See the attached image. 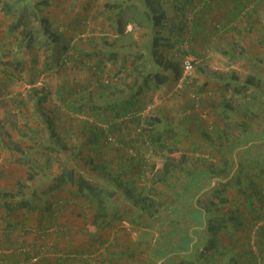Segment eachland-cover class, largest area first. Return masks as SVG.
<instances>
[{
	"label": "rangeland",
	"instance_id": "1",
	"mask_svg": "<svg viewBox=\"0 0 264 264\" xmlns=\"http://www.w3.org/2000/svg\"><path fill=\"white\" fill-rule=\"evenodd\" d=\"M236 1L244 0H162L174 24L168 35L167 25L147 28L140 0H0V255L29 251L25 264L50 257L63 264H226L228 256L218 254L226 245L239 259L250 247L264 264V239L257 238L264 219L254 221L252 210L264 214L254 195L258 187L264 193V165L252 160L264 161V147L240 155L264 125V0H246L253 7L226 22ZM195 3L209 17L195 42L211 51L215 67L188 52L183 30ZM212 27L222 28L210 34ZM154 42L180 70L181 60L191 59L190 75L155 84ZM248 74L256 89L243 88ZM68 85L75 90L69 96ZM136 85L134 112L115 117L119 94ZM242 119L252 132L247 145ZM95 131L102 134L93 141ZM235 141L241 148L229 149ZM225 160L228 167L239 160L246 178L254 176L252 187L241 185L251 201L233 180L218 183L211 174ZM92 162L105 163L108 174L92 170ZM164 163L171 169L159 182ZM80 176L96 196L76 194ZM220 196L226 202L213 199L212 222L221 228L203 234L205 214L194 208ZM49 203L54 224L44 228L37 220H46ZM238 210L242 226H222ZM208 239L217 244L209 248Z\"/></svg>",
	"mask_w": 264,
	"mask_h": 264
},
{
	"label": "trees",
	"instance_id": "2",
	"mask_svg": "<svg viewBox=\"0 0 264 264\" xmlns=\"http://www.w3.org/2000/svg\"><path fill=\"white\" fill-rule=\"evenodd\" d=\"M140 2L142 3V11L147 16L146 17V19L148 21L147 28L150 29V30H153L154 27H156V28H165L166 25H167L168 26L167 29L169 31L168 35H170V33L173 32V30H174V28H173L174 24H173V21H171V20H169V22L167 21V16H166V13H165L164 8H163L162 0H140ZM236 2H238V1H236ZM196 5H197V3H195L192 8H194ZM191 11H193V10L191 9ZM233 15L230 16V17H226V18H228V20L226 22H228V21L230 22V20H232V18H234ZM184 24H183V26H184ZM179 30L182 31L181 28H179ZM187 31H188L187 29L183 30V32H187ZM158 32L159 31L156 30V33H158ZM163 40H164V44L167 45L168 42H169L168 38L166 37ZM151 45L152 46L149 47L150 50H151L150 52L155 57L154 62L151 64V68L157 70L152 76L155 84H157V85L164 84L168 80H171L170 78H172L173 81L178 80L180 78V75H181V70H180V66L178 65V62L165 60L163 58V56H162V53L159 50H158V54H157L156 46H158V44L154 42ZM63 47H65V46H63ZM159 68H162L163 71L160 72ZM169 74H171V75H169ZM242 86H243L244 89H249V88H253V89L255 88L256 89L258 87V85L256 84V79H255V77L252 74H248L247 76H245V79L243 80ZM64 88H66V85H64ZM141 88L142 87H140V85H136V88H135L136 90L134 92L130 91L128 96H124L123 94L122 95L119 94L118 97L121 100H120L119 104H117L115 106V110H116L115 113H114L115 117H119L121 115H126V114L129 113V111L134 112V108L133 107L135 106L136 102L138 101V99L135 96H136V94H139L141 92V90H140ZM67 89H68L66 91V95L67 96L72 95L73 92L75 91L74 88L72 87V85H68ZM119 108H121L120 112H118ZM263 119H264V117H263ZM245 120L246 119H242L241 122H240V124L243 127L242 128L243 137L240 138V139H242L244 141L243 145H245L246 143H250V137H252V132L251 131H247V130H249L248 127H247V125H249V124ZM148 122H149L150 130H152L153 126H155V125H157L159 123V119L157 117L156 118H149ZM48 123H50V122L48 121ZM94 130H95V128H94ZM98 134H102V132L99 131V133H98V132L95 131L93 141H96V138H97ZM256 135L258 137V140L256 142H251L250 145L248 146L249 148H247V147L243 148L244 147L243 146L242 149H241L242 151L240 150L241 151L240 155H241V153L246 152L247 150L250 151V148H251V151H252L251 153L254 154V152H256L260 146L264 147V125H263L262 129L259 130V132ZM151 137H152V135H151ZM152 139H153V137H152ZM155 139H158V137L156 136ZM224 140H226V139H224ZM223 144H225V143H223ZM237 145L238 144L235 141L233 144L228 145V147L230 146L229 149H233V148H237L239 146V145L238 146ZM240 148L241 147L239 146L238 149H240ZM257 157L258 156L254 157V159H252V160L256 164L260 163L261 165L262 164L264 165V161L261 158H259L260 156L258 157V159H257ZM90 161H92V160H90ZM238 162H240V161L239 160L238 161H234L233 160V162L231 163V166L228 167L227 164H226V160H225V163H223V165H220L217 169H214V171L211 170V174L218 179V181H219L218 183H222L221 181L224 180V182L228 184L229 181H227V180H229V179L233 180L235 184H238V186H239L238 189L240 190V193L242 195H244V196H248L246 198L251 201V194L252 193H250V192L246 193L245 189L244 190L241 189V185H244L246 188L252 187V185H254V181H253L254 176H251V178L248 180L246 178L247 174L242 172L241 166H240V164H238ZM135 164L139 165V162H136V160L133 161L132 162V166L135 165ZM91 167H92V170L95 169V170H99L100 173L102 171V174H106V175L108 174V173H106V171L104 169L105 163H103V162H101V163H93L92 162L91 163ZM170 169H171V164L164 163L163 164V172L161 173L160 176H158V178L156 180L159 181V182L160 181L161 182L165 181L166 174L170 171ZM138 170L139 171L141 170L140 165H139V169ZM200 174H202V173H200ZM116 175H120V173H118ZM203 175H201V176H203ZM30 176L31 175H29L28 177H30ZM69 180H71V182L74 183V179L71 176L69 177ZM204 180H205L204 178L203 179L201 178V181H204ZM216 183H217V181H216ZM76 184H77L76 194L78 196H80V197L82 196V197H86L87 199H91V197L97 195L93 185L88 180L82 178L81 176L79 177V179L76 182ZM119 184H122V183L119 182ZM215 185L216 184H213L211 187L206 189V191L214 189ZM202 187L203 186H200L199 188L201 189ZM124 192L126 194L130 195V198H133V200L137 202L138 199H137V197H134L132 195V190H131V187H129V185L125 186ZM262 192H263V190L258 187V189L254 193L255 197L257 198V202L259 204H261V202L264 201V193H262ZM213 199H214V201H217V202L219 201L220 203L226 202V197H224V196H220L218 198L217 197H213L212 200H211V204L206 206L205 209L204 208L203 209L202 208L201 209L194 208L195 211H197L199 214H205L203 216V220H204L203 228H202L203 234L213 233L216 230H219L221 228V224L219 222H212V220H213V217H212L213 216V212L218 210V205H217V203H215L213 201ZM145 200L146 199H144V198H141V200H140V202H141V204H142V206L144 208L146 207L145 205H149V203H146ZM94 203H96V205H97V202L94 201ZM53 206L54 205L52 203H49V204L46 205L45 208L48 211V213L46 215L48 217L46 218L45 221L40 220L38 218L37 224L41 223L42 227H44V228L46 226L54 224V221H52V219H53L52 216L55 214V210H54L55 208H53ZM6 209H7V211L11 212L12 211V206L7 205ZM259 209L260 208L259 207L257 208L256 206L252 207L253 211H258L256 213V217H255L254 221L260 220V219L261 220L264 219V214H259L260 213ZM236 212H237V214H235L236 217L227 214L226 217H224L223 222H222V219H221L220 221L222 222V226H225V223L228 222V221L234 222L235 223L234 226H239V227H240V225L242 226L243 223L240 222L241 220L237 219V217L240 215V211L238 210ZM148 214L151 215V213H149V212H148ZM101 215L104 216L103 212L101 213ZM103 222L104 221L102 220L101 224ZM44 223H46V224H44ZM260 227L263 229L262 230L263 233L261 234V236H257V238L264 239V223ZM234 229H235V227H234ZM203 234H202V236H203ZM228 235L232 236V233H229ZM39 237H40V235H37L36 238H39ZM48 239H49V237H48ZM234 241H236V240H234ZM234 241H232L230 243L234 244ZM260 241L263 242L262 244H264V240H260ZM57 242L58 241H54L53 242L54 246H58ZM216 244L217 243L215 242L214 239H208V247L209 248H213ZM245 244H247V243H245ZM223 247H224L223 250H221V251L218 250V254L221 255L222 257H224V256L227 257L228 256L227 260L225 261L226 264H257V254L256 253L254 254L252 252V250L250 249V247H247L244 250V254H242L243 255L242 259L235 258L233 256V253L229 250L228 247H226V245H223ZM84 249H85V247H84ZM258 249L260 250L261 248L258 247ZM34 251H35V249H34ZM38 251L39 250H36L35 252L37 253ZM7 254L14 255V257L22 256L25 259L30 257L29 256V251H18V252H11V253H7ZM2 255H4V254H1L0 258H2ZM41 259H42V261L40 260V262L38 264H63V262H61V261H58V260L54 261L55 258H53V257H50V259L49 258H41ZM0 264H2V263H0Z\"/></svg>",
	"mask_w": 264,
	"mask_h": 264
},
{
	"label": "crops",
	"instance_id": "3",
	"mask_svg": "<svg viewBox=\"0 0 264 264\" xmlns=\"http://www.w3.org/2000/svg\"><path fill=\"white\" fill-rule=\"evenodd\" d=\"M249 3L250 2L247 3L246 0H244L242 2L238 1L237 3H235L236 5L233 3L232 4V8L234 9L235 14L233 15L234 18H232V19H236L239 16H242V14L245 13V10L248 8V5H249V7L252 6ZM196 6H198V7L196 9L194 8V10L191 13L192 15H190L192 20L190 22L191 24H190L189 28L187 29L188 30L187 34L188 33L189 34H188V36L186 37V40H185V41H188V44H190L187 47V48H189L188 52H189V54L194 55V58H196L199 63L201 62L202 65L215 67L216 65L210 60L211 58H209L210 57L209 53H211V51H209L208 49H204V50L200 49V44L197 46L196 44H198V43L195 42V41H197L198 34H202L203 31H204L203 30V28H204L203 25H204V22H205V18H209L207 16L206 11H204L205 14L203 15L204 4L196 5ZM192 7L188 9L189 12L191 11V9H193ZM207 8L208 7H206V9ZM215 28L216 27H212L211 29L207 28V31L210 34H216V30L219 32L222 27H220L219 30L217 28L216 29ZM226 28H228V27H226ZM247 29H248V26L246 24V30ZM193 42H195V43L193 44ZM239 46L242 47L243 45L239 44ZM246 145H247V143H246ZM24 262H25V258L24 257H22V256L14 257V255H9L7 253L2 255V258H0V263H2V264H23Z\"/></svg>",
	"mask_w": 264,
	"mask_h": 264
},
{
	"label": "built area",
	"instance_id": "4",
	"mask_svg": "<svg viewBox=\"0 0 264 264\" xmlns=\"http://www.w3.org/2000/svg\"><path fill=\"white\" fill-rule=\"evenodd\" d=\"M181 72L182 74L180 75V80H183L186 78V76L190 75L193 67L192 60L189 58H184L181 60Z\"/></svg>",
	"mask_w": 264,
	"mask_h": 264
}]
</instances>
